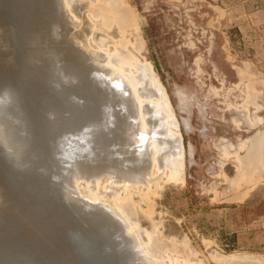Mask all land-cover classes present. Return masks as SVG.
<instances>
[{
    "label": "rangeland",
    "instance_id": "374dc122",
    "mask_svg": "<svg viewBox=\"0 0 264 264\" xmlns=\"http://www.w3.org/2000/svg\"><path fill=\"white\" fill-rule=\"evenodd\" d=\"M64 3L67 5H64ZM61 4L63 5V12H67L65 15H68L67 17L70 18L69 21L73 22V24L69 22L71 27L70 30L72 29L70 32H68L69 25H67V27L65 26L67 29L65 28L64 32H62V34L64 35L66 31L67 33L65 35L71 34L69 36H71L72 38V43L69 42L70 44L68 43V41L70 40L67 39L68 41H66V46H64L63 50L66 49L68 53L71 52L68 49L76 52V50L74 49H76L75 47H77L78 50L82 51V46L75 45L77 43H85L88 49H90L89 51L91 52L103 51L102 54H106V58L104 61L105 64L101 63L103 65H97L98 67L100 66L103 69L101 70L99 68L102 75L109 74V71L110 76L100 75L103 77L101 79L104 80V77L105 79L107 77L106 80L108 81H106L105 83L111 82L110 84H108H112L111 86H115V89L117 88V90L120 88V90H118V92H120L119 94L123 95L127 101L124 100V97H122L123 100L122 98L121 100L125 101L124 103H127L126 105H128L129 103L130 104L129 106H125V104L122 105L117 100H114L113 103L115 104H112L109 101H112V99H108L106 97L103 98V100H108L104 102L105 105L102 104V98L97 95L102 92L103 86L101 85H105L104 82H102V84L100 82L99 87L96 84L98 89H93L94 91H96L95 93L97 95H94L95 93L92 94L93 91H91L90 93L89 90L84 88H87L90 83H85V85L83 82V85L82 81L86 82V80H81L82 77L78 76L76 72L61 67L62 63L60 65H57V63H59V60L61 59V49L53 41L54 37L57 35V33L54 32V25H57L55 21H49L48 28H42V22L39 23V26L36 25L35 27L30 28V30L28 31L29 33H27V41L29 46L26 48H30V50L28 51L34 54L36 58L38 57L39 59H41L42 63L46 65L56 62V66H58L56 67V75L58 76V79H61L60 75L62 74V80H58V84L53 87L55 88L53 90L56 91V87L58 86V90H65V88H67V83L63 82L64 75L66 76V82L70 81L71 78H73L70 83L68 82L71 88L65 90L67 91L66 95L70 97L72 94L69 96V91L71 92L72 89V91L75 93L76 91L78 92L79 89L80 91L85 92L86 94L80 91V93H74L76 99H79L81 97L79 99L81 100L80 102H83L85 99V101L88 100L87 103H85V101L83 103H80L77 99V103L80 105V108H83H79L78 110H81L82 113L88 109L94 112L92 114V111L91 113L90 110H88L89 112L86 111L87 116L86 114L84 116L83 113L82 115L86 119L79 121V123L77 124L78 120H81L83 117L77 116V118H81L77 120V118H74L76 117L74 115L76 113H67V111H72L74 110V108H77L76 105L79 107V105L74 101L76 99L73 96L70 97L74 98V100H72L73 102H75H72L75 107L73 106L74 108L71 109L70 106H67V104L65 105L62 102V99L60 100V96L57 97L55 94L54 99L59 98L58 100L63 103L60 105H63V107L59 105L60 102L52 100V95L50 99L47 100V102H49H46L48 104L47 106L45 103V107L49 108V111H51V109H53L54 107V104L57 102V105L55 104L56 106L54 107V110L60 108L58 110L61 111V115L64 114L62 116L66 117V115L68 114L73 118H69L71 116H67V121L66 119H61L63 122H59L58 124H56V121L60 120V118H57V120H53V117H51V115L54 116L55 114L54 119L58 117L56 115H59V117H61V115L58 113L59 111L57 110L58 112L56 114V111L52 110L51 112L55 113L49 114L48 109L45 110V107H42V111L46 112H42L41 122L42 120L46 121H43L42 123L40 122L41 127L38 126L37 130H31V136L25 130V132H21L20 126L15 121H8L9 126L13 129L14 139L17 143V154L13 163H15V165L20 164L21 169H23H19L20 166L19 168L11 166L10 162L0 152V181L2 184L4 183V188L6 190L8 189L7 191L10 193V197L6 198L3 191L0 190V206L3 205L5 208L7 207L12 213L13 217L11 222L5 226L6 233L0 234V264H59L60 261L61 264H63V262L64 264H101L100 261L102 259L98 257L100 249L94 244L95 241H93L95 235L101 240L104 239L103 241L106 240L105 243H108L110 241L108 245L110 244L111 246L109 245L110 247L107 248L110 250V248L112 247L113 249L111 248V250L108 251H114L115 255L119 258V262L121 260V262H124L125 264V261L129 256L130 258L128 259L130 262L127 259V264H132L134 262H136L134 264H150V262H152L151 264H155V262L151 260H157V262L159 261L158 264H162L161 262H163L164 264H264V159H260V153H263V151H260L261 149L258 148L264 144L262 143L264 141V0H63V3L61 0ZM66 8L68 11H66ZM2 9L3 8H0V14ZM70 16L72 18L74 17L75 19H72ZM45 18L47 20V16ZM59 20L60 19H58V21ZM76 20L77 23H75ZM81 20H84V23H82L83 25L81 24L80 26ZM75 24H77V27ZM72 25L75 26L73 27ZM78 26L81 27V32L80 30H78L80 29V27ZM75 29L77 30L75 31ZM82 33L86 34L82 35ZM73 34L74 36H77L78 34L79 37L74 38ZM73 38L77 42L74 41ZM12 48L16 55H22V46H12ZM91 48L95 50H92ZM1 51L8 52L9 49L2 48ZM117 52L120 53H118L117 55ZM22 53H25V51H23ZM119 56L120 58L124 57L125 60H127L128 57L127 62L120 61L121 59L117 58ZM108 57H110L111 60ZM107 59L111 63H108ZM106 61L109 66H104L107 65ZM115 61H118V63ZM112 62L113 64H115V66L117 64L118 66L115 67ZM120 62L121 64L124 63V66L126 65L125 63L129 64L130 62V65H126L125 67L123 66L122 68ZM138 63H141L142 65H139ZM146 63H148L150 66L148 64L145 65ZM119 65L121 67V71ZM110 66H112L114 70H112ZM136 66L137 69H140L142 66H149L151 71L149 72L150 69H147L146 73L151 77L147 76V74H141L142 72L140 70L139 71L141 73H139V71L135 69ZM103 67H108V71ZM114 67L116 69H119L116 70ZM59 69L65 70H63L64 72L59 75ZM99 69L98 71L100 72ZM102 71L104 72L102 73ZM116 71L120 75H118ZM81 72L84 75L85 71L81 70ZM113 72L116 73V78L114 75L115 73ZM121 72H123L122 75ZM111 74H113V76ZM137 74L140 76L138 77ZM131 76H133V79L131 78ZM134 76L137 80L134 78ZM141 76L145 80L141 78ZM77 77L81 78V81L76 80L79 79ZM110 77L113 80L110 79ZM154 77L157 79H155ZM118 78L121 80L119 81ZM151 78H154L155 80ZM126 80H128L127 82L130 85L128 83V85L125 83ZM152 80L158 81L157 83H159L160 87L162 86L163 94L162 92H159V89H156L158 91L155 90V92L153 90L154 88H151L153 86L152 84H150L152 83ZM112 81L114 82L112 83ZM131 81H133L134 84L133 82L131 84ZM141 81L143 82V85L140 84ZM59 82H62V85L65 84L63 88H60L61 85ZM136 82L137 85L139 83V85L141 86H136ZM73 83L76 85V87L74 85L71 86V84ZM132 85L134 88L138 89H136L137 97L139 101L142 102L141 105L144 103L142 105L143 107L140 105L135 106L138 105L135 104L137 101L134 102L133 100L135 98V94L131 97L135 89L133 88L132 91V88H127L132 87ZM146 86L147 88L150 87L149 93H143ZM20 87L21 86L15 87V92L21 97L20 106L24 110L29 107V102L36 100H34V98H36V89L34 90V92L32 89L30 94L27 95V97L30 95L31 98H26L22 96L24 89ZM89 87L88 89H91V87ZM86 91H88V94ZM97 91L99 92L97 93ZM139 92L142 93L143 96H141ZM124 93L125 95L127 94V96H125ZM83 94L86 96L83 97ZM158 94L160 95L158 96ZM163 95L165 97H163ZM97 97L100 98L102 103ZM147 97L149 98V100ZM128 98L130 101L128 100ZM130 98H133V102H131L132 100ZM164 98L169 103L170 108L168 107V110L170 111V113L172 112L173 117L164 106ZM92 100H94V102L90 103L89 101ZM150 100H152V103L154 105ZM159 100L160 103H158ZM95 101L96 103L99 101L98 105L100 103V105L104 106L103 108L99 105L100 109L102 107L101 111H104L103 114L101 112L100 114L98 111V113L96 112V110H98L96 108H98L99 106H96L97 104H95ZM147 101L148 103H146ZM49 103H52L53 106L52 104L49 105ZM156 103L158 105V108L156 107ZM81 104H83L84 107H82ZM86 104L88 108L85 106ZM88 104H94L95 107L92 105L94 109L90 108L91 105L89 106ZM118 104L119 107L122 105L123 109L128 107L127 111L129 110V107L130 109L134 107L127 112L132 115V117L129 114L128 116L125 115L127 114L125 113L126 109H124L123 111V109L121 110V108L118 109V106H114ZM110 106L112 107V109L114 107L117 108V113L118 111H122V113L119 112L120 114L116 115V117L124 114L126 117H124V115L123 117L126 120H128L127 117L129 118V123L131 121V123H134L132 125H129V127H133L132 130L134 132V137L136 135L138 136V134L142 132L143 129L147 132L149 130V127L151 128L152 124L154 123L156 127H154L153 125L150 129L151 132H147L149 134L144 132L147 134V136L140 133L141 136L139 135V137L135 138L136 140L140 141L136 144H141L144 140V136L145 141L147 142L146 144V142L143 141V143L145 142L146 144H143V148H145L146 146V150L143 149L141 145L138 146L135 144V146H137L136 151L139 150V148L140 150L142 148V152H135L139 156L133 154V151H135V147L132 146L131 152L134 157L132 156L131 161L134 160V163H137H135V167L133 166V162V165L129 163L130 167L127 168L128 170H123V172L125 171V173L122 174L120 178H116V181L114 182L107 179L110 183L106 182V185L105 183L101 184L100 182H98L99 179H97L99 175L103 177L104 172L102 173L96 171V176L94 174V176L89 175V179H86L84 186L87 184L88 185L85 186L86 188L83 187L82 189H80V193L78 188H75L74 186L73 181L75 180V178L70 175L71 173H68L69 169L67 170L65 169V167H69L66 165H68V163L73 164L76 158L79 157V150L76 148L81 145L80 143H83L84 146L82 147L85 148V146H87L86 142H88L89 146H87V149H89L88 147H90V145L95 141L93 145L96 146H91L96 150H99L100 146L103 147L102 144H108L110 146V151L114 147H118V142L116 141H118L119 138L117 139V137H115V141L114 139L111 140L114 137V131L111 133V131L114 130V125L111 126L112 124L110 121L115 120L116 117L114 118L115 112L113 115V111L109 109ZM64 107H67L65 108L66 110L64 109ZM85 107L87 108L86 110ZM160 107L164 112L166 111V113L162 112ZM138 108L140 109V111L142 109V111L140 112ZM157 109L158 111H156ZM62 110L64 111L63 113ZM78 110L75 109L73 112L77 111V114L79 115ZM106 110H110L108 116V111ZM116 110L114 109V111ZM138 111L141 116L139 113H136ZM130 112H133V114ZM160 112H162L163 114H160ZM94 113L102 116L105 114L103 116L104 118L102 116H99L100 120L103 119L101 120L102 122H104V119L106 120L104 123H101L103 124L101 125V127H99L100 124H98V126L96 125L97 127L95 126L94 128V125L97 123H95L96 121L92 120V118H98L96 117L97 114L94 117ZM110 114L114 119L109 118L111 116ZM165 114L168 116L170 115L169 119L167 116H165ZM135 115L137 118L135 117ZM47 116L49 117L48 120L43 119V117L46 118ZM88 116L90 118L92 116V118L90 119L88 118ZM105 116L107 117L105 118ZM149 116L157 117L156 120L158 122L154 119H151ZM107 118H109L108 123L110 124H106ZM138 118L140 120H138ZM73 119L76 121H73ZM99 119H97V122L100 123ZM121 119L125 120L122 117ZM136 119L141 124L136 121ZM88 120H90L91 122L93 121L95 124L93 125V123ZM52 121L53 123L55 121V124H53ZM87 121L90 125L89 126L88 124H86L90 127L89 130L87 129L90 132L86 130L88 133L84 130V128L86 129V126L84 125L83 128L82 125ZM146 121H148V124ZM151 121L153 123H149ZM173 121L175 122L174 124ZM71 122H75L76 126L72 123L75 128L71 125ZM118 122L120 123L121 120L119 119ZM43 123L44 125H41ZM145 123L147 127L149 126L148 128L145 126ZM91 124L93 125V127H91ZM81 125L82 129H78V127H80ZM137 125L139 128L136 127ZM141 125H143V128L141 127ZM105 127H107V130L111 128V131L108 130L107 132ZM90 129H92V131ZM104 129L105 131H102V134L107 132L108 134L110 133L109 136L113 137H105L107 135L106 133L104 134L105 136L103 135L104 139L102 138L103 140L101 141L100 139L102 137V134L98 131ZM159 129L161 130V132L159 131ZM38 130L40 135L37 134L38 132H35ZM119 130L121 131V128L115 130V132ZM139 130L141 131L139 132ZM156 130L159 132H157ZM153 131L155 132V135L158 133L157 135L160 136H158V139H156V135V140L153 138L155 142L151 136L153 135ZM34 132L36 134H34ZM91 132L93 133L94 137L97 135L100 137H95L97 138L96 140L93 135L91 136ZM136 132H138V134H135ZM86 133L87 135H85ZM117 133L119 134L120 132H116V134ZM167 133L170 135H168ZM82 134H84L85 136H80ZM88 134H90V136L88 137L89 139L87 138ZM172 134L174 137L172 136ZM37 135H39L40 137ZM78 136L80 137L78 138ZM163 136L170 137H167L168 139H165ZM29 137H31L30 139H32L33 137V142H31L32 140L29 141L30 139L28 140ZM74 137L76 141H74L75 139L72 140V138ZM84 137L89 141L83 139ZM91 137L93 139H90ZM141 137L143 140L140 139ZM162 137L164 138V140ZM159 138H161V140ZM171 138L174 140L170 141ZM149 139L150 141L152 139L153 146L151 143H149ZM36 140H38L37 144ZM82 140H86V142H82ZM91 140L94 141L90 142ZM110 140L117 146L110 142ZM100 141L101 145L98 146V142ZM106 141L107 143H105ZM30 142L33 144L32 146L30 145ZM166 142H170L169 145ZM76 143L79 144H77L76 146ZM161 143H164V145ZM155 144H159L156 147L157 149H160V147L161 149L162 147L164 149L160 151L158 150V152H160L159 157L157 150H155V156L157 155L159 160L154 157L155 160L157 159L155 161L154 158L150 157L152 161L151 165L149 156H154V150L152 149H155ZM170 144L175 149H173ZM113 145L114 147H111ZM167 145L169 147H167ZM148 146L150 147L149 149ZM263 147L264 145L262 146V148ZM83 148L79 149H82L81 151L83 152ZM94 148L90 150H94ZM75 149L78 150L76 152L78 156L75 155L76 157L74 156V154H76ZM87 149H84V152L87 151ZM9 150L11 151V149ZM114 150L115 149H113V151ZM117 150H119V148H117ZM149 150L151 153L149 152ZM27 151L29 153H27ZM30 151L31 153L33 151V153L31 154ZM72 151H74L73 155H71ZM35 152H37L36 156L34 154ZM169 152L171 154H167ZM30 154L32 155V157L30 156ZM168 155L169 157H167ZM71 156H73L74 158H72ZM136 157L138 158V161ZM177 157H179L180 160L177 159ZM71 158L74 159V161L70 163L68 161L72 160ZM27 159L30 160V164L34 162V164H32L33 166L28 163L29 161ZM144 159L146 160V163ZM251 159L253 161H251ZM142 160L143 162H141ZM171 160L173 161L171 162ZM22 162L25 165L27 164L28 166H25ZM47 162L49 164L54 163L55 168H57L62 173L67 170L68 178L64 177V179L66 178V182L62 189H57L56 187H54V185L48 184H43V186L38 185V187L35 189L34 185L32 184L34 182L33 179L36 176L38 177L42 174L41 168L43 169ZM173 162L176 164L177 162L179 163L178 165H175ZM164 163H166V165ZM170 163L174 165L168 166V168L165 167L168 164L170 165ZM35 164H42V166L40 168V165L35 166ZM163 164L165 165L164 167ZM49 166L50 168H54L51 165ZM248 166H254L253 168L250 167L251 172L248 171ZM25 167H29L32 170H28L29 168L25 169ZM37 167H39L40 170ZM132 167L134 168L130 170V168ZM161 167L163 168L162 170ZM36 168L40 171V174L38 173L39 171ZM176 168H178V171ZM180 168L182 172L180 171ZM24 169L35 173L36 176L34 177L33 174L28 177L27 175H25L26 173L23 171ZM135 171H137L136 174L134 173ZM177 172H181L182 174L178 173V175H175L177 174ZM149 173L151 174L149 175ZM67 174L64 173V175L66 176ZM69 175L71 177H69ZM105 176L111 178L107 174H105ZM150 176L153 179H151ZM25 177H28L26 178L27 183H29V185H32V187H27L25 184H23V182H26ZM136 177L137 179H134L136 182L135 183L133 182V178ZM136 180H138L139 182ZM117 182H119L118 184L120 189L117 188L118 186H115ZM123 182H125L123 185L124 187L121 186V183ZM140 182H144L143 185H140L142 184ZM113 183L114 185H112ZM146 183H148V185ZM52 184H55V182H52ZM99 184H101V186L103 187L100 188ZM125 185L126 187H128L126 188ZM129 185L131 189L129 188ZM106 187H108L109 190ZM121 187L124 189H122ZM91 189H98V192L102 190L100 193H102L103 195L110 194L111 196L109 195V197L113 199L112 202L109 198V202L105 201L107 200V197L104 196V198L99 199L102 202L105 201L104 205L106 206H104L103 203H99L100 201H97L93 196H86L84 194L85 191ZM112 189L114 191H112ZM115 191L116 193H112ZM47 193H49V195ZM15 195L17 198L15 197ZM11 198H13V201ZM18 200H21L19 202V206L23 208L25 207V209H27V212L29 214L27 215V218L30 217L32 219L31 220L28 218L29 223H26V219L23 220V217H21L22 215L19 214L21 213L19 212L21 210L17 207L18 204L16 205V203H18ZM68 201L71 203V205H74L73 209L70 207V205H68ZM92 201H95V204H92ZM96 201L97 207L100 209H97ZM98 205H100L101 207H99ZM92 206L94 207V209L96 207V209L100 212L97 213V211L95 210L94 212L92 208L93 213H91ZM112 206H115L116 208H111ZM103 207L106 209H103ZM105 210H111L110 212L116 218L117 216H119L117 218L119 219L117 226H119L120 229H116V226V232L114 231L115 233H118L120 235L118 236L119 239H121V234L117 232V230H120V232H124L122 233L123 237L125 236L126 232L125 238L122 237L123 239L119 240L121 243H119L118 241L119 245L117 243L116 245L114 244V241H111L115 238L114 240H116L117 242L118 237L116 239V237H113V235H105L109 234L110 231L108 229L113 232V227L116 225L113 224L115 223V221L113 222V220L112 223H110L111 219H113L112 217L114 216L110 215L111 213L108 211L107 213H105ZM101 211H104L103 213L106 215L109 213V216H111V218H109L108 215L107 217L102 213V216L104 215L103 218L106 217L107 220L109 218L108 222L106 219H103L102 216L100 217ZM88 212L92 214L90 215L91 217L88 215ZM118 212L121 215L117 214ZM83 215L84 217L89 216L86 221L85 219H82L84 218L82 217ZM99 217L100 219L102 218V220H105V222L94 223ZM115 217L114 220L116 219ZM100 219H98V221ZM123 219L125 220L123 221ZM80 220L83 223L84 221L87 222L88 225L91 223L87 227L90 229L92 227L93 231H95V228H93V226L95 227L97 224L100 228L96 226L97 229L94 234L85 232V230L83 229L84 226H81L79 222ZM120 220L122 222H120ZM34 222L40 227V229H38V226L36 228L34 227ZM87 223L84 224L87 225ZM106 223V228L109 226L108 229H106L104 226ZM122 223H126L129 226L127 225L126 227V224L124 226ZM29 224H32L31 226L33 227H31ZM100 224L103 225L101 226ZM25 225H28V227L31 229L33 228L34 231H30V233L28 234L27 232H23L22 228ZM111 225L113 227H111ZM128 227L130 231L128 230ZM36 229H38L39 232H41L42 230L43 233H38ZM103 229H105L104 232ZM21 232L23 233L21 234ZM31 233L33 236L36 235L35 237L37 238V234H43L40 236V238H38L39 240H41V237H44V240L42 239L43 242L34 241V237L31 235ZM135 236L136 238H133ZM126 237H129L127 238V241L125 240ZM107 239L109 241H107ZM135 239L139 242V246L137 242L134 243L133 240ZM17 240H19V242H15ZM57 240L58 242L55 243ZM21 241L22 243H20ZM124 241H126V243L128 242L129 244L133 243L130 244L131 247L128 244L126 245L127 248H124L127 258L126 256H124L123 258V255L125 254L120 250V248L125 243ZM121 244L122 246H120ZM29 245L34 247L30 248ZM51 246H53L52 249H50ZM140 246L142 247V249H140ZM72 247L73 249L71 250ZM115 248H119V252L117 250L118 254L121 252L123 253H121V255L119 254L121 258L118 256V254H116ZM129 248H134V251H131L134 253L133 255H139V258H137L136 256L137 260L135 259L134 262L133 260H131L132 255H127L130 251ZM136 250L138 251V253ZM144 250H147L146 253ZM144 254L149 257V261L146 259L147 256ZM143 256H145V258ZM39 259L41 261H39ZM42 259H44V262L42 261ZM123 259L125 260L122 261Z\"/></svg>",
    "mask_w": 264,
    "mask_h": 264
},
{
    "label": "bare ground",
    "instance_id": "6f19581e",
    "mask_svg": "<svg viewBox=\"0 0 264 264\" xmlns=\"http://www.w3.org/2000/svg\"><path fill=\"white\" fill-rule=\"evenodd\" d=\"M62 3H63V0H62ZM64 5H67V4H65L64 3ZM63 5L61 4V0H0V8H3L2 9V11H1V14H0V46H5L7 49H9V51L8 52H6V51H4V52H6V53H4V54H2V55H0V119H2V117L4 116V115H7L8 117H10V121H15L19 126H20V129H21V132H23L24 130L26 131V132H28L29 134H30V136H31V133H30V131L31 130H34V129H36L37 130V128H38V126H40V122H41V118H42V112H46V111H42V107L44 108L45 107V103L47 102V100H49L50 99V97H51V95L53 96V99L52 100H56L57 102H60L57 98L56 99H54V95L56 94V96L57 97H61L60 98V100L62 99L63 101V103L66 105L67 104V106H70L71 107V109H73L75 106H74V104H72V102H73V100H74V98L76 99V96H74L76 93H78L79 91H80V89L78 90V92L76 91V93L75 92H73L72 90H71V92L69 91V96L71 95V96H73L74 98H70V97H68V95H66L67 93V91H65L66 89H70L71 87L69 86V84H68V82L70 83V81H72V79L73 78H71V80L70 81H68V82H66V76L64 75V83H67V85L68 86H66L67 88H65V90H63V89H57L58 87H56V91L55 90H53V89H55V88H53V87H55L56 86V84H58V80L60 79H58V76L56 75V71H57V69H56V67H58V66H56V62H53V63H51V64H48V65H46V64H44V63H42V61H41V59H39L38 57L36 58V56H34V54H32L30 51H28V50H30V48L28 49V48H26V47H28L29 45H28V41H27V37H28V34L27 33H29L28 31L30 30V28H32V27H35L36 25L37 26H39V23L40 22H42V25L41 26H43L42 28H48L49 27V21L50 22H52V21H55V23H57V25L55 26L54 25V32H56L57 33V35L54 37V39H53V41H54V43L57 45V46H59V48L61 49V53H60V57H61V59L59 60V63H57V65L59 64H61L62 63V66L61 67H63V68H66L67 70H73L74 72H76L77 74H78V76H80V77H82V79L81 78H79V77H77V78H79V79H76V80H86V82L85 81H82V84H83V82H84V84L86 83V84H89L90 83V85H88V87L90 86L91 87V89H93V88H97V86H96V84L98 85V87H99V85H100V82H101V84H102V82H106V81H108V80H106L107 79V77H106V79H105V77H104V80L103 79H101V78H103L102 76H107V75H109L110 76V72L108 71V67H106V68H104V69H107V71H108V73L109 74H105V75H102L101 74V70H103L100 66L98 67V65L97 64H101V63H104L105 64V55H103L102 54V52L103 51H101V52H99V51H93V52H91V51H89L90 49H88V47L86 46V44L85 43H77L75 46H82V51L84 52H82V51H80V50H78L77 49V47H75L76 49H74V50H76V52L75 51H73V50H70V49H68L69 51H71L70 53H68V51L66 50H63V48H64V46H66L65 44H66V41H68V40H70V41H68V43L70 42V43H72V41H71V36H69V35H71V34H67V35H65L67 32L65 31V33H64V35L62 34V32H64V29L67 27V25H69V28H68V32H70L71 30H70V24H69V22L70 23H72L73 24V22H71V21H69L70 20V18H68L65 14L67 13H64L63 12V10L64 9H62L63 7H62ZM69 8V7H68ZM71 8V7H70ZM73 10V9H72ZM66 11H68L67 10V8H66ZM73 12V11H72ZM85 12V11H84ZM69 14V13H68ZM60 15H61V17H60ZM47 16V20H46V17ZM71 17V16H70ZM82 17V16H81ZM114 17H115V15H114ZM72 18V17H71ZM44 19H45V21H44ZM58 19H60L59 21H58ZM72 19H75L74 17L72 18ZM80 19V18H79ZM58 21V22H57ZM108 21V20H107ZM75 23H77V20H76V22ZM78 23H79V21H78ZM82 23H84V20H81V23H80V26H81V24ZM32 24H35V25H32ZM76 25V27H77V24H75ZM74 25V26H75ZM83 25V24H82ZM66 26V27H65ZM73 26V25H72ZM73 26V27H74ZM80 26H78V27H80ZM86 27V26H85ZM92 28V27H91ZM90 28V29H91ZM67 29V28H66ZM77 29H75V31H76ZM78 30H80V32H81V27H80V29H78ZM82 31H83V29H82ZM85 31V30H84ZM92 31V30H91ZM78 32V31H77ZM86 32V31H85ZM73 33H75V32H73ZM85 35L86 33H82V35ZM73 36H74V34H73ZM59 37V38H58ZM75 37H79L78 36V34H77V36L75 35L74 36V38ZM82 37V36H81ZM73 38V39H74ZM68 39V40H67ZM79 39V38H78ZM77 39V40H78ZM82 39V38H81ZM74 41H76L75 39H74ZM79 41H82V40H79ZM85 41V40H84ZM77 42V41H76ZM75 42V43H76ZM69 43V44H70ZM12 46H22L23 47V50H22V52L23 51H25V53H22L21 52V56H19V54L18 55H16V53H14V51H13V48H12ZM25 46V47H24ZM74 48V47H73ZM81 48V47H80ZM92 49V48H91ZM6 50V49H5ZM15 50H16V48H15ZM21 50V49H20ZM19 50V51H20ZM84 50H86V51H84ZM92 50H95V49H92ZM60 51V50H59ZM119 51V50H118ZM74 52V53H73ZM20 53V52H19ZM105 53V52H104ZM118 53H120V52H117V55H118ZM86 54V55H85ZM16 55V56H15ZM121 55V54H120ZM18 56V57H17ZM63 56V57H62ZM112 56H113V54H112ZM89 57V58H88ZM64 59V61H63V59ZM108 58H110V57H108ZM114 58V57H113ZM118 59L120 58V56L119 57H117ZM123 58V59H122ZM122 58H120L121 60L120 61H126L127 62V60H128V57H127V60H125L124 59V57H122ZM115 59V58H114ZM58 60V59H57ZM110 60H111V58H110ZM117 60V59H116ZM60 61H62V62H60ZM107 61H108V59H107ZM107 61H106V64H107ZM119 61V60H118ZM118 61H115V62H117L118 63ZM92 63V65H91V63ZM110 61H108V63H109ZM113 62H114V60H113ZM113 62H112V64H113ZM137 62V61H136ZM111 63V62H110ZM120 64H121V62H120ZM126 65H130V62H129V64L128 63H125ZM132 64V63H131ZM139 65H142L141 63H138ZM144 64V63H143ZM148 63H146L145 65H147ZM101 65H103V64H101ZM114 66H115V64H113ZM122 65V68H123V66H124V63L123 64H121ZM125 65V66H126ZM133 65V64H132ZM137 65V64H136ZM149 65V64H148ZM104 66H109L108 64L107 65H104ZM116 66H118V64L116 65ZM115 66V67H116ZM124 66V67H125ZM150 66V65H149ZM149 66H147V67H145V66H142L140 69H137V66H136V68L135 69H137V71H139V73H141V74H147L146 72H147V69H150L149 68ZM60 67V66H59ZM60 67V68H61ZM70 67V68H69ZM111 68H112V70H114L113 69V67L112 66H110ZM114 67V68H115ZM119 67H120V65H119ZM101 70H100V69ZM98 69L100 70V72L98 71ZM116 69V68H115ZM119 69V68H118ZM118 69H116V70H118ZM63 70H65V69H59V71H60V73H59V75L61 74V73H63L64 71ZM81 70H83V71H85L84 72V75H83V73L81 72ZM126 70V69H125ZM111 71V70H110ZM120 71H121V67H120ZM123 71V70H122ZM136 71V70H135ZM151 71V69L149 70V72ZM104 71H102V73H103ZM112 72V71H111ZM113 73H115V72H113ZM116 73H118L117 71H116ZM116 73L114 74L115 75V78H116ZM122 73L123 72H121V75H122ZM136 73H138V72H136ZM57 74H58V72H57ZM132 74V73H131ZM151 74V73H150ZM100 75H102V76H100ZM112 76H113V74H111ZM118 75H120L119 73H118ZM117 75V76H118ZM138 75V74H137ZM152 75V74H151ZM61 76V79L60 80H62V74L60 75ZM59 76V77H60ZM73 76V75H72ZM71 76V77H72ZM83 76H85V77H83ZM136 76V75H135ZM135 76H134V78H135ZM140 75H138V77H139ZM147 76H149V77H151L149 74H147ZM70 77V76H69ZM74 77V76H73ZM121 77V76H120ZM153 77V76H152ZM75 78H76V76H75ZM114 78V77H113ZM123 78H125V77H123ZM131 78L133 79V76H131ZM130 78V79H131ZM141 78H143L142 76H141ZM140 78V79H141ZM155 78V77H154ZM154 78H151V79H154ZM110 79H112L111 77H110ZM119 79V78H118ZM136 79V78H135ZM144 79V78H143ZM155 79H157V78H155ZM154 79V80H155ZM80 80V81H81ZM103 80V81H102ZM113 80V79H112ZM121 79H119V81H120ZM123 80H125V79H123ZM137 80V79H136ZM145 80V79H144ZM150 80V79H149ZM75 81V80H74ZM109 81H111V80H109ZM128 80H126V84L128 83L127 82ZM148 81V80H147ZM88 82V83H87ZM114 81H112V83H113ZM132 82L133 81H131V84H132ZM134 82H135V80H134ZM134 82H133V84H134ZM137 82H139V81H137ZM137 82L135 83V85L136 86H138L139 85V83H138V85H137ZM145 82V81H144ZM150 82V81H149ZM158 81H153L152 80V83H150V84H152L153 86L151 87L154 91L156 90V89H159V92H162L163 90H162V86L160 87V85H159V83H157ZM60 83V82H59ZM75 83V82H74ZM71 84V86H75L76 87V85L75 84ZM99 83V84H98ZM109 84L111 83V82H108ZM108 83H105V85L103 84V85H101V86H103L102 88H103V90H102V92H100L99 93V95H97L95 92L96 91H94V89L93 90H91V89H88V87L86 88V87H84L85 89H87V90H89L90 91V93H91V91H93L92 92V94H94V95H97V96H100V98H102L101 100L103 101V103H102V101L100 100V98L99 97H97V98H99V100L101 101V103L102 104H104L105 105V101H107L108 99H112V101L111 100H109L112 104H115V103H113L114 102V100H117V101H119L120 102V104H125V106H129V104L128 105H126L127 103H124L125 101H122L123 100V98L122 97H124L123 95H121V94H119L120 92H118V90H120V88L117 90V88L115 89V86H111V85H109ZM120 83V82H119ZM123 83V82H122ZM80 84V83H79ZM83 84V85H84ZM85 84V85H86ZM93 84H95V85H93ZM116 84H118V83H116ZM121 84V83H120ZM129 84V83H128ZM127 84V85H128ZM141 85H143V82L141 81V83H140ZM149 84V83H148ZM60 88H63V86L65 85V84H63L62 85V82L60 83ZM114 85V84H113ZM123 85H125V84H123ZM130 85V84H129ZM134 85V86H135ZM141 85H139V86H141ZM146 85V84H145ZM17 86H21L20 88H23L24 90H23V95L22 96H24V97H26V98H28V97H30V95L27 97V95L28 94H30V92H31V90L33 89V92H34V90H35V95H36V98H34V100L35 101H32V102H29V107L27 108V109H24L23 110V108L20 106V100H21V97L15 92V87H17ZM94 86H96V87H94ZM107 86H111V87H107ZM119 86V85H118ZM135 86V87H136ZM83 87V86H82ZM82 87H79V88H82ZM89 87V88H90ZM117 87V86H116ZM120 87V86H119ZM121 87H122V85H121ZM149 87V86H148ZM101 88V89H102ZM128 89H130V88H132L131 90L133 91V85H132V87H127ZM140 88V87H139ZM143 88V87H142ZM98 89V88H97ZM97 89H95V90H97ZM123 89V88H122ZM135 90L133 91V93H132V95H131V97L135 94V98L133 99L134 100V102H136L135 104H138V105H135V106H142L141 105V103L142 102H140L139 101V99H138V97H137V91H136V89L137 88H134ZM77 90V89H76ZM125 90H126V87H125ZM138 90V89H137ZM139 90H141V89H139ZM143 90V89H142ZM144 90L145 91H143V93L145 92V93H149V91H150V87L149 88H147V86L144 88ZM152 90V91H153ZM75 91V90H74ZM131 91V92H132ZM151 91V92H152ZM156 91H158V90H156ZM155 91V92H156ZM37 92V93H36ZM56 92H59V93H56ZM80 92H82V93H84V94H86L85 92H83V91H80ZM79 92V93H80ZM87 92V94H88V91H86ZM99 91H97V93H98ZM150 92V93H151ZM75 93V94H74ZM123 93V92H122ZM126 93H128V92H126ZM140 93V92H139ZM138 93V94H139ZM83 94V95H84ZM156 94V93H155ZM162 94H163V92H162ZM161 94V95H162ZM66 95V96H65ZM81 95V94H80ZM94 95H93V97H94ZM121 95V96H120ZM124 95H125V93H124ZM140 95L141 96H143V94L142 93H140ZM149 95V94H148ZM153 95V94H152ZM160 94H158V96H159ZM55 96V97H56ZM86 95H84L83 97H85ZM125 96H127V94L125 95ZM154 96H156V95H154ZM82 97V98H83ZM89 97H90V95H89ZM108 98L107 100L105 99V100H103V98ZM120 97V98H119ZM163 97H165L164 95H163ZM31 98V97H30ZM81 98V97H80ZM79 98V99H80ZM96 98V97H95ZM121 98H122V100H121ZM144 98H145V96H144ZM148 98V97H147ZM156 98V97H155ZM158 98V97H157ZM160 98V97H159ZM73 99V100H72ZM78 99V98H77ZM77 99L76 100H74L75 102H76V104H78L77 103ZM78 99V100H79ZM92 99V98H91ZM94 99V98H93ZM131 99V98H130ZM131 99V100H132ZM151 99V98H150ZM162 99V98H161ZM165 99V98H164ZM29 100V99H28ZM86 100V99H85ZM84 100V101H85ZM90 100V99H89ZM96 100H98V99H96ZM121 100V101H120ZM124 100H126L125 99V97H124ZM128 100H129V98H128ZM133 100L131 101V102H133ZM145 100V99H144ZM147 100V99H146ZM148 100H149V98H148ZM153 100V99H152ZM152 100H150L151 101V103H152ZM51 101V100H50ZM81 100H79L78 102H80ZM83 101V100H82ZM83 101V102H84ZM88 101V100H87ZM87 101H85V103H87ZM127 101V100H126ZM130 101V100H129ZM154 101V100H153ZM49 102V101H48ZM47 102V103H48ZM52 102V101H51ZM56 102V103H57ZM66 102V103H65ZM75 102H73V103H75ZM83 102H80V103H83ZM90 103H92V102H94V100H92V101H89ZM99 102V101H98ZM98 102L96 103V101H95V104H97L96 106L98 107L99 105H100V103H99V105H98ZM116 102V101H115ZM119 102H117V103H119ZM46 103V106L48 105ZM53 103H54V101H53ZM55 103V104H56ZM63 103H59V105L60 104H63ZM84 103V104H85ZM109 103V102H108ZM107 103V104H108ZM146 103H148V101L146 102ZM145 103V104H146ZM150 103V104H151ZM158 103H160V100H159V102ZM164 103V102H163ZM50 104H52V103H49V105ZM54 104V107L57 105H55ZM153 104V103H152ZM79 105V104H78ZM82 105V107H84V105L83 104H81ZM89 105V104H88ZM91 105V107L90 108H92V109H94L93 107H92V105L95 107V105L94 104H90ZM89 105V106H90ZM109 105H111V104H109ZM120 106L119 107V104L118 105H114V106H118V109H120L121 108V110L123 109V106ZM131 105H134V104H131ZM130 105V106H131ZM154 105V104H153ZM52 106H53V104H52ZM51 106V107H52ZM61 106V105H60ZM74 106V107H73ZM86 107H87V104L85 105ZM100 106H102L103 108H104V106L103 105H100ZM100 106L98 107V108H96V109H98V110H96V112L98 111L99 113L101 112L102 114H103V112L104 111H101L102 110V107H101V109H100ZM124 106V107H125ZM148 106V105H147ZM158 105H157V103H156V107H157ZM160 106V105H159ZM163 106V105H162ZM165 108L168 110V107H169V103H168V101L165 99ZM50 107V108H51ZM53 107V109H51V111L53 110V111H56V114H57V112L59 111L58 109H60V108H58L57 110H54L55 108ZM58 107V106H57ZM61 107H63V105L61 106ZM76 107L77 108H74V110L75 109H79L80 108V105H79V107L76 105ZM85 107V110L88 108H86ZM107 107V106H106ZM143 107V106H142ZM152 107V106H151ZM150 107V108H151ZM155 107V108H156ZM65 108H67V107H64V109ZM69 108V107H68ZM108 108V107H107ZM132 108H134V107H132ZM131 108V109H132ZM146 108V107H145ZM158 108V107H157ZM170 108V107H169ZM46 109H48V111H49V108H47V107H45V110ZM80 109H83V108H80ZM109 109H111L112 111H113V115H114V112H115V116H114V118L116 117V115H118V114H120L119 112H121L122 113V111H118V113H117V108H113L112 109V107L110 106V108ZM114 109L116 110V111H114ZM124 109H126V111H125V113H127L128 111H130L131 109H130V107H129V110L127 111V109H128V107H126V108H124ZM124 109H123V111H124ZM137 109V108H136ZM135 109V110H136ZM144 109V108H143ZM152 109V108H151ZM160 109H161V111L162 112H164L163 110H162V108L160 107ZM159 109V110H160ZM66 110V109H65ZM74 110H70V111H67V113H69V114H71V113H76V114H74L76 117H74L75 119L77 118V116L78 117H83V115L85 116V114H86V111L87 112H89L88 110H90V109H88V110H86L85 112H83L82 113V111L80 110H78V113H79V115L77 114V111H75V112H73ZM100 110V111H99ZM134 110V111H135ZM138 110L140 111V109L138 108ZM147 110V109H146ZM171 110V109H170ZM51 111H49V114L50 113H52ZM91 111L92 110H90V113H91ZM106 111H108L107 112V116H108V113L110 112V110H106ZM112 111H111V113H112ZM139 111L138 112H136V113H139ZM141 111H142V109H141ZM140 111V112H141ZM156 111H158V109L156 110ZM64 111L62 110V113H63ZM93 112L94 111H92V114H93ZM97 112V113H98ZM150 112H151V110H150ZM155 112V111H154ZM162 112H160V114L162 113ZM168 112L170 113V111L168 110ZM167 112V113H168ZM55 112H53L52 114H54ZM59 114L61 113V111H59L58 112ZM66 113V112H65ZM96 113V114H97ZM100 113V114H101ZM117 113V114H116ZM124 113V112H123ZM130 113H132L133 114V112H130ZM135 113V112H134ZM164 113H166V111L164 112ZM83 114V115H82ZM91 114V115H92ZM95 113H94V117H95V115H96ZM128 114L129 113H127V114H125V115H127L128 116ZM140 114V113H139ZM139 114H137V115H139ZM144 114H146V113H144ZM148 114V113H147ZM163 114V113H162ZM24 115V116H23ZM45 115V114H44ZM43 115V116H44ZM46 115H47V113H46ZM61 115V114H60ZM62 115H64V114H62ZM61 115V117H59V115H56V116H58V117H56V119H54V116H55V114H54V116L53 115H51V117H53L52 119L53 120H57V118H60V120H57L56 121V124H58L59 122L60 123H62L63 121L61 120V119H66V121H67V116L69 117V116H71V115H66V117L65 116H62ZM73 115V116H74ZM82 115V116H81ZM88 115H90V114H88ZM105 115V114H104ZM103 115V116H104ZM111 115V114H110ZM123 115L124 114H121V115H119V117L121 116L123 119H125L124 117H126L125 115H124V117H123ZM130 115V114H129ZM157 115V114H156ZM170 115L172 116V112L170 113ZM169 115V116H170ZM49 116V115H48ZM43 117V119H47L48 120V118L49 117ZM86 116H87V114H86ZM99 116H102V115H99V114H97V116L96 117H98V118H92V116H91V118H92V120H95L96 122L95 123H97V124H95L93 121L91 122L90 120H88V121H90L91 123H93V125H94V128H95V126L97 125L98 126V124H100L99 125V127H101V125H103V124H101V123H104L106 120L104 119V122H102L101 120H103V119H99ZM102 116V117H103ZM107 116H105V118L107 117ZM131 117H132V115H130ZM140 116H141V114H140ZM144 116V115H143ZM146 116V115H145ZM165 116H167L168 117V119H169V116L168 115H166L165 114ZM64 117V118H63ZM101 117V118H102ZM119 117H116L115 118V120H111L110 122H111V126H113L114 127V130H110V129H108V130H110L111 131V133L113 132V134H114V137L113 136H109V134L107 133L108 132V130H107V127H105L106 128V133H107V135L105 136L104 134H106V133H104V134H102L101 132L103 131H105V129L104 130H101V131H98V132H100L101 134H102V137H101V141L104 139V137H103V135L105 136V137H110V138H112L111 140H113L114 139V141H115V137H117V139H118V141H116V142H118L117 144H118V147H114V143L110 140V142H112L114 145L113 146H111V147H114L113 149H115L114 151L116 152V150H117V148H119V150H117V152L115 153L114 151H113V149L110 151V146L108 145V144H106V145H104V144H102V146L103 147H101L100 146V148H101V151H100V148H99V150H96L94 147L96 146H94L93 144L95 143V139L97 140V138H95V137H97V136H95L94 137V135H93V133L91 134V136L93 135V137L95 138L94 140H91L90 142H92V141H94V143L93 144H91V145H93L94 147H92L91 145H90V147H88L89 149H87V146H89L88 145V142H86V138L84 137L83 139H86V140H82V142H86V144H87V146H85V148H83L82 146H84V144L83 143H80L81 145V147L80 146H78L76 149H78V150H76L75 149V153L78 151L79 153L78 154H80L79 155V157L78 158H76V160L74 161V159H72V158H74L73 156H71L72 158V160H70V161H68V162H73L74 161V163L73 164H69L68 163V165H66V166H69V167H65V169H69V171H68V173H71L70 175L72 176V177H74L75 178V180L73 181L74 182V186H75V188L77 187L78 188V190H79V192L81 193V191H80V189H82L83 187L84 188H86L85 186H87V185H85L84 186V183H85V181H86V179H89V175H92V176H94L96 173V171H99V172H104V174H103V177L102 176H98V178L97 179H99L98 180V182H100L101 184H103V183H105V185H106V182H109L107 179H109V180H111V181H116V178H120V176H122V174H124L125 173V171L123 172V170H128L127 168H129L130 167V164L131 165H133V163H134V160L133 161H131L132 159V156H133V154H136V156H139V155H137V153H135V152H137V151H140V152H142V148H143V146L144 145H146L147 144V142L145 141V136H147V134H149V133H147V132H149L150 131V129L152 128V126L155 124H152V126H151V128L149 127V130L146 132L144 129H143V131L142 132H140L141 130H139V132L140 133H142V135H145L144 136V140L142 139V137L140 138L141 140H143V141H145L146 142V144H145V142L143 143V141H142V143L140 144H136V143H138V142H140L139 140H136L135 138L136 137H139V135L141 136V134L139 133L138 134V132H136L135 134H138V136L136 135L135 137H134V132H133V127H129V125H132V124H134V123H129V118L127 117V119L128 120H122L121 119V117L119 118ZM131 117H130V120H131ZM135 117H136V115H135ZM139 117V116H138ZM150 117V116H149ZM161 117V116H160ZM173 117V116H172ZM172 117H171V119H172ZM69 118H73L72 116L71 117H69ZM69 118H68V120H69ZM88 118H90L89 116H88ZM90 118V119H91ZM104 118V117H103ZM109 118H111V119H114V118H112V115L109 117ZM109 118H107V123L106 124H110V123H108V120H109ZM137 118V117H136ZM144 118V117H143ZM148 118V117H147ZM151 119H154L155 121H157L156 120V118L157 117H155V116H152V117H150ZM78 119H81V118H77V120ZM83 119H86L85 117H83L81 120H78V122H77V124L79 123V121H82ZM97 119H99L100 120V123L99 122H97L98 120ZM117 119H118V121H119V119L121 120V125H120V123L117 121ZM149 119V118H148ZM147 119V120H148ZM159 119V118H158ZM133 120V119H132ZM138 120H140L139 118H138ZM137 119H136V121H138ZM150 120V119H149ZM153 120V121H154ZM175 120V119H174ZM43 121H46V120H42V122ZM73 121H76V120H74L73 119ZM85 121V120H84ZM88 121L87 122H85V124H82L83 125V128H84V125L86 126V129L84 128V130L86 131L87 129L89 130V124H88ZM143 121V120H142ZM141 121V122H142ZM41 122V123H42ZM124 122V123H123ZM139 122V121H138ZM147 122V124H148V121H146ZM158 122V121H157ZM157 122H156V124H157ZM52 123H53V121H52ZM51 123V124H52ZM75 125V122H71V125L72 126H74L73 124ZM80 123H82V122H80ZM140 123V122H139ZM144 123V122H143ZM149 123H153L152 121L151 122H149ZM175 122L173 121V124H174ZM53 124H55V121H54V123ZM86 124H88V125H86ZM105 124V125H106ZM136 124V123H135ZM141 124V123H140ZM41 125H44V123L43 124H41ZM80 125V124H79ZM82 125L80 126V127H78V129L80 128V129H82ZM92 125V124H91ZM93 125L91 126V127H93ZM104 125V126H105ZM125 125V126H124ZM76 126V125H75ZM75 126H74V128H75ZM96 126V127H97ZM110 126V125H109ZM109 126H108V128H109ZM143 125H141V127H142ZM145 126L147 127V125H146V123H145ZM145 126H144V128H145ZM41 127V126H40ZM39 127V128H40ZM88 127V128H87ZM118 127V128H117ZM121 128V131L119 130V131H116V132H120L119 134L117 133L116 134V132H115V130H118V129H120ZM136 127H138V125L136 126ZM147 127V128H148ZM154 127H156V125H154ZM159 127V126H158ZM73 128V129H74ZM93 128V129H94ZM104 128V127H103ZM115 128H117V129H115ZM139 128V127H138ZM143 128V127H142ZM142 128H140V129H142ZM101 129V128H100ZM156 129H158V128H156ZM163 129H166V128H163ZM162 129V130H163ZM39 130H41V129H39ZM39 130L38 131H35V132H38L37 134H39L40 135V133H39ZM87 130V131H88ZM91 131H92V129H90ZM96 130V129H95ZM98 130H99V128H98ZM24 131V132H25ZM86 131V132H87ZM94 131V130H93ZM109 131V132H110ZM157 131V130H156ZM159 131L161 132V130L159 129ZM159 131H157V132H159ZM33 132V131H32ZM34 132V134H36ZM88 132H90V131H88ZM87 132V133H88ZM144 132H146V133H144ZM151 132V131H150ZM154 132V131H153ZM152 132V134L154 135V137H153V135H151L152 136V139L154 138L155 139V136L158 134H156L155 135V132L153 133ZM165 132H168V131H165ZM170 132V131H169ZM28 133H27V135H28ZM85 133V132H84ZM87 133L85 134V135H87ZM95 133H96V131H95ZM23 134V133H22ZM78 134V133H77ZM98 134V133H97ZM100 134V135H101ZM162 134V133H161ZM168 134V133H167ZM32 135H33V133H32ZM39 135H37V136H39ZM84 134H82V135H80V136H83ZM84 135V136H85ZM96 135V134H95ZM166 135V134H165ZM168 135H170V134H168ZM24 136V135H23ZM75 136V135H74ZM80 136H78V138L80 137ZM90 136V134H88V136H87V138ZM158 136L159 135H157V138L156 139H158ZM172 136H173V134H172ZM25 137V136H24ZM40 137V136H39ZM98 137H100V136H98ZM108 137V138H109ZM160 137V136H159ZM165 139H168L167 137H165V136H163ZM162 137V138H163ZM174 137V136H173ZM31 137H29L28 138V140L30 139ZM35 138V137H34ZM77 138V139H78ZM82 138V137H81ZM103 138V139H102ZM164 138H163V140H164ZM37 139V138H36ZM73 139H75V137L74 138H72V140ZM89 139V138H88ZM90 139H93L92 137L90 138ZM116 139V140H117ZM138 139V138H137ZM147 139V138H146ZM152 139H151V141H150V139H149V143H151L152 144ZM153 139V140H154ZM155 139V140H156ZM160 140H161V138H159ZM32 140V141H31ZM80 140V139H79ZM78 140V141H79ZM105 140H109V139H105ZM155 140H154V142H155ZM172 140H174V139H172L171 138V140L170 141H172ZM176 140V139H175ZM264 140V139H263ZM29 141H31V142H33V137H32V139H30ZM37 141L38 140H36V144H37ZM74 141H76V139L74 140ZM77 141V142H78ZM87 141H89V140H87ZM101 141L100 142H98L99 144H98V146L99 145H101L100 143H101ZM148 141V140H147ZM168 141V140H167ZM262 141V140H261ZM30 142V145L32 146L33 144ZM104 142V141H103ZM110 142H108V143H110ZM158 142V141H157ZM79 143H76V146H77V144H79ZM105 143H107V141L105 142ZM166 143H168V145H169V143L170 142H166ZM260 143V142H259ZM262 143H264V141L262 142ZM83 144V145H82ZM85 144V145H86ZM96 144H97V142H96ZM135 144L136 145H138V146H142V148H141V150H140V148H139V150H137L136 151V147L137 146H135ZM144 144V145H143ZM160 144V143H159ZM158 144V145H159ZM161 144H163L164 145V143H161ZM171 144H174V143H171ZM170 144V145H171ZM176 144H177V142H176ZM109 147H108V146ZM110 145H112V144H110ZM149 145V144H148ZM157 144H155L154 145V147H155V149H152L153 147V144H152V150H154V153H153V155L154 156H149V158L151 157V158H154V157H156L157 159H158V157H159V153L160 152H158V150L160 151V150H162V149H164L163 147H162V149H161V147H160V149L158 148H156L157 146H158ZM167 145V147H169ZM259 145V144H258ZM262 145V144H261ZM264 145V144H263ZM262 145V146H263ZM35 146V145H34ZM115 146H117V145H115ZM132 146H134L135 147V151H133L134 153L132 154ZM150 146V145H149ZM148 146V149L150 148ZM161 146V145H160ZM172 146V145H171ZM176 146V145H175ZM262 146H260V147H258L259 149H261L260 151H263V153L261 152L260 153V155H261V157H260V159H264V147L262 148ZM94 148V150H90V149H92V148ZM166 147V148H167ZM173 147V146H172ZM79 148H83V152L81 151L82 149H79ZM145 148H146V146H145ZM145 148H143V149H145ZM165 148V149H166ZM181 148V147H180ZM257 148V147H256ZM84 149L86 150L87 149V151H85L84 152ZM134 149V148H133ZM150 149V150H151ZM173 149H175L174 147H173ZM33 150H35V149H33ZM96 150V151H95ZM146 150V149H145ZM150 150H149V152H150ZM155 150H157V152H158V157H157V155L155 156ZM169 150V149H168ZM253 150V149H252ZM258 150V149H257ZM81 151V152H80ZM94 151V152H93ZM97 151H98V154H97ZM144 151V150H143ZM167 151V150H166ZM0 152L3 154V150L2 149H0ZM74 151H72V153H71V155H73L74 153H73ZM140 152H138V153H140ZM148 152V151H147ZM146 152V153H147ZM148 152V153H149ZM165 152V151H164ZM174 152H175V150H174ZM181 152H182V150H181ZM251 152V151H250ZM255 152V151H254ZM27 153H29L28 151H27ZM30 153H31V151H30ZM32 153H33V151H32ZM31 153V154H32ZM113 153H115V154H113ZM151 153V152H150ZM149 153V154H150ZM30 154V156L32 157V155ZM35 154V156L37 155V152H35L34 153ZM68 154V153H67ZM142 154V153H141ZM141 154H140V157H141ZM167 154H171L170 152L169 153H167ZM174 154V153H173ZM179 154V153H178ZM29 155V154H28ZM75 155H77V153L76 154H74V156ZM78 156V155H77ZM144 156V155H143ZM165 156H166V154H165ZM173 156V155H172ZM171 156V157H172ZM31 157H30V159H31ZM76 157V156H75ZM134 157V156H133ZM145 157V156H144ZM167 157H169V155L167 156ZM166 157V158H167ZM174 157V156H173ZM2 158V157H1ZM137 158V157H136ZM151 158H150V161H151ZM165 158V159H166ZM7 159V158H6ZM29 159V158H28ZM27 159V160H28ZM33 159V158H32ZM134 159V158H133ZM156 159V160H157ZM168 159V158H167ZM173 159V158H172ZM176 159V158H175ZM177 159H179V157H177ZM182 159V158H181ZM8 160V159H7ZM145 160V159H144ZM148 160V159H147ZM154 160H155V158H154ZM155 160V161H156ZM159 160V159H158ZM170 160V159H169ZM180 160V159H179ZM9 161V160H8ZM29 162V164H30V160H28ZM32 161H34V160H32ZM137 161H138V158H137ZM154 161V162H155ZM161 161V160H160ZM165 161V160H164ZM173 160H171V162H172ZM251 161H253L252 159H251ZM263 161V160H262ZM6 162V161H5ZM10 162V161H9ZM25 162V161H24ZM133 162V163H132ZM141 162H143V160L141 161ZM153 162V163H154ZM179 162H182V161H179ZM179 162H177V164L176 163H174L175 165H178V163ZM264 162V161H263ZM23 163V162H22ZM21 163V164H22ZM26 163V162H25ZM39 163V162H38ZM41 163V162H40ZM130 163V164H129ZM136 163V162H135ZM134 163V167H135V165L137 164H135ZM145 163H146V160H145ZM156 163V162H155ZM160 163V162H159ZM168 163V162H167ZM10 164H11V166H15V167H18L19 168V166H20V164H16L15 165V163H13V162H10ZM24 164V163H23ZM32 164H34V162L32 163ZM32 164H30V165H32ZM47 164H49L48 162L46 163V165L43 167V169L41 168V166H42V164L40 165V164H37L40 168H41V175H39L38 177L35 175V173H32V172H30V171H28V170H32V169H30L29 167V169L27 168V167H25V169L27 168L28 170H23L26 174L25 175H27L28 177L29 176H31V175H33L35 178L33 179V185H34V187H35V189L38 187V185L39 186H43V184H48V185H54V187H56L57 189H62L63 187H64V184H65V182H66V178H68V174H67V170L64 172L65 174H67V176L66 175H64V173H62V172H60L57 168H55V164L53 163H51V164H49V165H51L52 167H54V168H50V166L49 165H47ZM144 164V163H143ZM149 164V163H148ZM158 164V163H157ZM161 164V163H160ZM165 165H166V163H164ZM163 164V167L165 166ZM173 164V165H174ZM182 164V163H181ZM25 165V164H24ZM27 165V164H26ZM25 165V166H26ZM29 165V166H30ZM36 164H35V166H37ZM70 165H71V167H70ZM151 165H152V161H151ZM162 165V164H161ZM171 163H170V165L168 164L167 166H165V167H167L168 168V166H173ZM180 165V164H179ZM28 166V165H27ZM33 166V165H32ZM49 166V167H48ZM100 166H102V167H100ZM148 166V165H147ZM146 166V167H147ZM39 167H37L38 169H39ZM134 167H132V168H130V170H132ZM151 167V166H150ZM158 167H159V165H158ZM249 167V166H248ZM250 167H252V166H250ZM250 167H249V170L248 171H250ZM254 167V166H253ZM252 167V168H253ZM36 168V169H37ZM178 168H179V166H178ZM178 168H176L177 169V171H178ZM246 168H247V166H246ZM19 169H21V166H20V168ZM23 169V168H22ZM21 169V170H22ZM37 169V170H38ZM108 169H111V170H108ZM149 169V168H148ZM163 168L161 167V170H162ZM245 169V168H244ZM40 170V169H39ZM38 170V171H39ZM120 170H122V171H120ZM150 170H151V168H150ZM36 171V170H35ZM34 171V172H35ZM180 171L182 172V170H181V168H180ZM14 172V171H13ZM98 172V173H99ZM136 172L137 171H135L134 173L136 174ZM146 172H147V170H146ZM148 172H150V171H148ZM171 172V171H170ZM181 172H177V174H175V175H178V173L180 174ZM251 172V171H250ZM39 174H40V171L38 172ZM38 173H37V175H38ZM144 173V172H143ZM247 173V172H246ZM94 174V175H93ZM105 174H107V175H109L111 178H108V176H105ZM134 174V175H135ZM151 173H149V175H150ZM182 174V173H181ZM248 174V173H247ZM69 175V177H71ZM146 175H148V174H146ZM159 175H160V173H159ZM63 176V177H62ZM96 176V175H95ZM174 176V175H173ZM28 177H25V181L26 182H23V184H25L27 187H32V185H29V183H27V179L26 178H28ZM64 177H66L65 179H64ZM132 177V176H131ZM138 177V176H137ZM137 177L136 178H133V180L134 179H137ZM156 177H158V176H156ZM145 178V177H144ZM149 178V177H148ZM150 178H151V176H150ZM180 178H182V177H180ZM179 178V179H180ZM96 179V178H95ZM131 179V178H130ZM151 179H153V178H151ZM172 179V178H171ZM176 179H178V178H176ZM122 180V179H121ZM120 180V181H121ZM129 180V179H128ZM133 180H130V181H133ZM147 180V179H146ZM181 180V179H180ZM22 181V180H21ZM29 181V180H28ZM48 181H50V182H48ZM118 181V180H117ZM126 181V180H125ZM136 181H138V180H136ZM148 181H149V179H148ZM147 181V182H148ZM182 181V180H181ZM3 182V181H2ZM52 182H55V184H52ZM133 182H135V180L133 181ZM139 182V181H138ZM144 182H145V180H144ZM143 182V183H144ZM31 183V182H30ZM93 183V182H92ZM110 183V182H109ZM119 182H117L116 184H115V186H118L117 188H119V184H118ZM124 183L125 182H123V183H121V186H123L124 185ZM136 183V182H135ZM134 183V184H135ZM140 183H142V182H140ZM143 183L142 184H140V185H143ZM149 183V182H148ZM148 183H146L147 185H148ZM4 184V183H3ZM3 184L1 183V181H0V190H2L3 191V193H4V196L6 197V198H9L10 197V193L4 188V186H3ZM101 184H99L100 185V188H102L103 186H101ZM108 184V183H107ZM127 184H128V182H127ZM157 184V183H156ZM90 185V184H89ZM112 185H114V183L112 184ZM112 185H109V186H112ZM47 186V185H46ZM99 187V186H98ZM97 187V188H98ZM114 187V186H113ZM124 187V186H123ZM125 187H126V185H125ZM128 187V186H127ZM126 187V188H127ZM107 189H108V187H106ZM115 188V187H114ZM122 188V187H121ZM129 188H130V185H129ZM99 189V188H98ZM98 189L97 190H94V189H91V190H86L85 191V195L86 196H93L97 201L99 200V199H102V198H104V196L105 197H107V200H105V201H108L109 199H111L110 197H109V195L110 194H106V195H103L102 193H100L101 191H99L98 192ZM111 189V188H110ZM120 189V188H119ZM118 189V190H119ZM122 189H124V188H122ZM131 189V188H130ZM10 190V189H9ZM109 190V189H108ZM112 191H114L113 189H112ZM112 193H116V191L115 192H112ZM48 195H49V193H47ZM51 194V193H50ZM83 194V193H82ZM129 194V193H128ZM84 195V196H85ZM14 196V195H13ZM53 196V195H52ZM82 196V195H81ZM85 196V197H86ZM111 196V195H110ZM15 197H16V195H15ZM17 198V197H16ZM109 198V199H108ZM12 199V201H13V198H11ZM19 199V198H18ZM106 199V198H105ZM38 200V199H37ZM94 200V199H93ZM112 200L113 199H111V202H112ZM11 201V200H10ZM21 201V200H20ZM19 200L17 201L18 203H16V205H17V207L21 210V211H19V212H21V213H19V214H21L22 216L21 217H23V220L24 219H26V223H29V219H31L30 217H28L27 218V215H29L28 214V212H27V209H25V207L23 208V207H20L19 206V202H20ZM91 201V200H90ZM97 201H96V207H97ZM100 201V200H99ZM105 201H100L99 203H103V205L105 204L104 202ZM94 202V203H93ZM109 202V201H108ZM107 202V203H108ZM98 203V204H99ZM90 204V203H89ZM92 204H95V201H92ZM111 204V203H110ZM59 205V204H58ZM68 205H70V207L73 209V206L74 205H71V203L68 201ZM60 206V205H59ZM99 207H101L100 205H98ZM104 206H106V205H104ZM108 206V205H107ZM109 206H111V205H109ZM96 207H95V209H94V207L92 206L91 207V211H92V208H93V211L95 210V211H97V213H99L100 211H98L97 209H100V208H98L97 207V209H96ZM116 208L115 206H112L111 208ZM108 208V207H107ZM110 208V209H111ZM18 209V210H19ZM102 209V208H101ZM103 209H106V208H104L103 207ZM65 210V209H64ZM112 210H114V209H112ZM93 211L91 212V213H93ZM94 211V212H95ZM108 212H110L111 210H107ZM107 211L105 210V213H107ZM114 211H116V210H114ZM113 211V212H114ZM117 211H119V210H117ZM78 212V211H77ZM104 211H101V213H100V217L102 216V213H103ZM96 213V214H97ZM111 213V212H110ZM115 213V212H114ZM84 214V213H83ZM104 214V213H103ZM117 214H120L119 212L117 213ZM71 215V214H70ZM88 215L90 216V215H92V214H90V212H88ZM98 215V214H97ZM104 215H106V214H104ZM104 215L102 216V218L104 217ZM108 216H109V213L107 214ZM106 215V216H107ZM110 215H112V213L110 214ZM121 215V214H120ZM31 216V215H30ZM73 216V215H72ZM88 216V217H89ZM99 216V215H98ZM107 216V217H108ZM112 216H114V215H112ZM74 217V216H73ZM82 217H84V215L82 216ZM86 217V216H85ZM82 218V219H85V221H86V219H88V217H86V218ZM91 217V216H90ZM96 217V216H95ZM94 217V218H95ZM100 217L99 218H97V221L96 222H94V223H97V222H100V223H103V222H105V220H102V218L100 219ZM115 217V216H114ZM114 217H112L113 219H111V221H110V223H112V220H113V222L115 221V223H113L115 226L113 227L112 225H111V227H113V232L115 231L116 232V230H115V227L118 225V222H119V219H117L119 216H117V220L115 219L114 220ZM123 217V216H122ZM12 213L10 212V210L6 207H4L3 205H1L0 206V234L1 233H6V231H5V226L8 224V223H10L11 222V220H12ZM93 218V219H94ZM109 218H111V216H109ZM109 218H108V220L106 219V217L105 218H103V219H106L107 220V222L109 221ZM34 219V218H33ZM81 219V220H82ZM90 219V218H89ZM92 219V220H93ZM98 219H100L99 221H98ZM122 219V218H121ZM32 220V219H31ZM75 220V219H74ZM79 221L80 222V224H81V226H84V230H85V232H88V233H92V234H94V232H96V226H98V224L94 227L93 225V228H95L94 230L95 231H93V229H92V227H91V229L90 228H88L87 226H89L88 225V223L87 222H85L84 221V223H87V225L86 224H84L82 221ZM91 220V221H92ZM101 220H102V222H101ZM125 219H123V221H124ZM127 220V219H126ZM34 221H36V220H34ZM91 221H89V222H91ZM25 222V221H24ZM31 222V221H30ZM120 222H122L121 220H120ZM126 223H127V221H126ZM126 223H122L124 226H125V224ZM33 224V223H32ZM31 224V225H32ZM93 224V223H92ZM30 225V224H29ZM30 225V226H31ZM34 227L36 228L38 225H36L35 224V222H34ZM101 226L103 225V224H100ZM106 225H107V223L104 225L105 226V228H106ZM110 225V224H109ZM120 225V224H119ZM127 225L128 224H126V227H127ZM80 226V225H79ZM129 226V225H128ZM131 226V225H130ZM23 227V226H22ZM31 227H33V226H31ZM39 227V226H38ZM109 227V226H108ZM108 227L106 228V229H108ZM110 227V228H111ZM74 228V227H73ZM82 228V227H81ZM98 228H100L99 226H98ZM104 228V227H103ZM120 229V227L119 226H117V228L116 229ZM31 228H29L28 227V225H25L23 228H22V231L23 232H27V234L28 233H30V231H32L33 230V228L30 230ZM38 229H40V227L38 228ZM38 229H36L37 230V232L38 233H41L42 232V230H41V232H39L38 231ZM42 229V228H41ZM122 229V228H121ZM127 229V228H126ZM104 230L105 229H103V232H104ZM109 231V234H105V235H113V237H116V239H117V237L118 236H120L118 233H115L114 232V234H113V232H111V230L110 229H108ZM128 230L130 231V229H129V227H128ZM34 231V230H33ZM32 231V232H33ZM101 231H102V227H101ZM121 231H123V230H121ZM132 231V230H131ZM23 232H21V234L23 233ZM97 232H98V230H97ZM117 232H119L120 234H121V239H123V238H125V236H126V232H125V236L123 237V235H122V233H124V232H120V230L118 231L117 230ZM8 233H10V232H8ZM36 233V232H35ZM43 233V232H42ZM107 233V232H106ZM16 234V233H15ZM34 234V233H33ZM98 234H99V232H98ZM117 234V235H116ZM13 235V234H12ZM18 235V234H17ZM31 235H32V233H31ZM41 235H43V234H40V235H38L37 234V236H38V238H40V236ZM115 235V236H114ZM33 236V235H32ZM36 235H34L33 237H34V241H37V242H43V240H44V237H41L42 239L41 240H39L37 237H35ZM104 236V235H103ZM102 236V237H103ZM95 238L93 239V241H95V245L97 246V247H99V249H100V253H98V257L99 258H101L102 260L100 261L101 262V264H125L124 262L122 263L121 262V260H120V262H119V258L115 255V253H114V251L112 252H109L110 250H111V248H110V250L108 249L110 246L108 245V243H110V241L107 239V241H109L108 243L106 242L105 243V241H103L104 239V237L102 238L103 240H101L99 237H96V235L94 236ZM123 237V238H122ZM18 238V237H17ZM17 238H15V239H17ZM23 238V237H22ZM22 238H20V239H22ZM35 238H36V240H35ZM77 238V237H76ZM108 238H112V237H108ZM127 238H129V237H126V241H127ZM131 238H132V235H131ZM133 238H136V236L135 237H133ZM64 239V238H63ZM115 239V238H114ZM111 240V241H114L115 243L114 244H118L119 245V243H121L119 240H121V239H119V237H118V240H117V242H116V240ZM128 240H132V239H128ZM25 241V240H24ZM31 241V240H30ZM118 241H119V243H118ZM126 241H124L125 243L123 244V242H122V244H123V246H122V244L120 245V246H122L121 248H120V250L122 251V252H124V254L125 255H123V258H124V256H126V253H125V250H124V248H127V246L126 245H128L129 243L127 242L126 243ZM134 241V243H138V246H139V242L138 241H136V239L135 240H133ZM132 241V242H133ZM15 242H19V240H17V241H15ZM58 242V240L55 242V243H57ZM130 242V241H129ZM20 243H22V241L20 242ZM16 244V243H15ZM116 244V245H117ZM130 244H133V243H130ZM130 244H129V246H130ZM19 245V244H18ZM21 245V244H20ZM30 246V245H29ZM39 246V245H38ZM73 246V245H72ZM124 246H126V247H124ZM15 247V246H14ZM31 247H34V246H30V248ZM41 247V246H40ZM74 247V246H73ZM73 247L71 248V250L73 249ZM108 247V248H107ZM115 247V246H114ZM119 247V246H118ZM131 247V246H130ZM133 247V246H132ZM164 247V246H163ZM18 248V247H17ZM26 248V247H25ZM53 248V246H51L50 247V249H52ZM136 248V247H135ZM16 249V248H15ZM20 249V248H19ZM43 249V248H42ZM113 249V248H112ZM119 248H115V250H116V254H118L117 253V250H118ZM123 249V250H122ZM134 249V248H133ZM132 248H129V252H131V251H134ZM140 249H142V247L140 246ZM139 249V250H140ZM29 250V249H28ZM34 250V249H33ZM36 250V249H35ZM109 250V251H108ZM25 251H26V249H25ZM32 251V250H31ZM39 251V250H38ZM45 251H46V249H45ZM50 251H52V250H50ZM120 251V252H121ZM137 251V250H136ZM142 251V250H141ZM145 251V250H144ZM143 251V252H144ZM147 251V250H146ZM146 251H145V253H146ZM28 252V251H27ZM34 252V251H33ZM87 252V251H86ZM118 252H119V250H118ZM121 252V253H122ZM128 252V254L127 255H129V254H131L132 256V258H131V260H133V262L135 261V259L137 260V258H139L138 256V254L136 255L137 256V258H136V256L135 255H133L134 253L133 252H131V253H129ZM32 253V252H31ZM46 253V252H45ZM121 253H119L120 255H121ZM137 253H138V251H137ZM119 254H118V256H119ZM123 254V253H122ZM141 254H143V253H141ZM35 255H37V254H35ZM55 255V254H54ZM91 255V254H90ZM101 255V256H100ZM144 255H146V254H144ZM135 256V257H134ZM147 256V255H146ZM33 257V256H32ZM37 257V256H36ZM35 257V258H36ZM42 257V256H41ZM53 257V256H52ZM120 258H121V256H119ZM144 258H145V256H143ZM126 258H127V256H126ZM128 258H130V256L128 257ZM127 258V259H128ZM142 258V257H141ZM141 258H140V260H141ZM149 257L147 256V260L149 261V259H148ZM38 259V258H37ZM36 259V260H37ZM52 259V258H51ZM127 259H126V264H127V262L129 261V259H128V261H127ZM143 259V258H142ZM145 259V260H146ZM60 260V259H59ZM125 259H123L122 261H124ZM146 260V261H147ZM39 261H41L40 259H39ZM42 261L44 262V259H42ZM143 261V260H142ZM145 261V262H146ZM151 261H153V262H155V264H158L159 263V261L157 262V260H151ZM162 261V260H161ZM32 262V261H31ZM63 262V261H62ZM130 262V261H129ZM139 262V261H138ZM144 262V263H145ZM134 263H136V262H134ZM134 263H132V264H134ZM152 262H150V264H151ZM162 264H164L163 262H161ZM40 264V263H39ZM42 264V263H41ZM45 264V263H44ZM59 264H61V261H60V263ZM63 264H64V262H63ZM130 264V263H129ZM146 264H148V263H146Z\"/></svg>",
    "mask_w": 264,
    "mask_h": 264
},
{
    "label": "clouds",
    "instance_id": "9594fccd",
    "mask_svg": "<svg viewBox=\"0 0 264 264\" xmlns=\"http://www.w3.org/2000/svg\"><path fill=\"white\" fill-rule=\"evenodd\" d=\"M10 117L4 115L0 119V149L3 150V155L10 162H14L17 154V143L14 139L13 129L9 126ZM11 149V151L9 150Z\"/></svg>",
    "mask_w": 264,
    "mask_h": 264
},
{
    "label": "water",
    "instance_id": "95a60500",
    "mask_svg": "<svg viewBox=\"0 0 264 264\" xmlns=\"http://www.w3.org/2000/svg\"><path fill=\"white\" fill-rule=\"evenodd\" d=\"M6 48L5 46H0V55L4 54L5 52H2L1 49Z\"/></svg>",
    "mask_w": 264,
    "mask_h": 264
}]
</instances>
